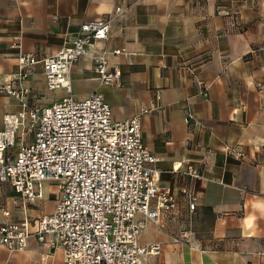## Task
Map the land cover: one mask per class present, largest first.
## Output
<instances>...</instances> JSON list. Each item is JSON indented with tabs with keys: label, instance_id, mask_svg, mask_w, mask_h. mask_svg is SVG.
<instances>
[{
	"label": "crops",
	"instance_id": "0c3cea01",
	"mask_svg": "<svg viewBox=\"0 0 264 264\" xmlns=\"http://www.w3.org/2000/svg\"><path fill=\"white\" fill-rule=\"evenodd\" d=\"M108 16V39L89 45L71 68V93L102 92L116 120L151 108L143 140L157 157L160 182L178 195L180 213L140 233L141 243H162L147 264H264V0H0V130L4 116L21 109L3 86L25 89L30 107L50 104L56 99L42 58L83 22ZM98 46L125 50L107 54L109 66L121 70L120 86L100 82L92 58ZM20 54L38 61L22 77ZM189 162L200 177L184 173ZM53 189L46 183L43 201L24 207L10 184L0 183V207L14 220L49 213ZM186 191L198 195L194 212ZM0 264H63V256L31 239L19 251L0 244Z\"/></svg>",
	"mask_w": 264,
	"mask_h": 264
},
{
	"label": "built area",
	"instance_id": "2783aa9c",
	"mask_svg": "<svg viewBox=\"0 0 264 264\" xmlns=\"http://www.w3.org/2000/svg\"><path fill=\"white\" fill-rule=\"evenodd\" d=\"M121 11L116 5L114 14ZM111 20L83 22L59 50L42 58L47 89H63L65 96L30 107L25 89L3 86L19 98L21 109L5 115L0 130V183L10 184L24 207L45 197L46 183L56 195L53 210L37 217L14 220L0 207V244L8 251L24 250L35 239L52 252L61 250L63 264H147L149 256L161 252L162 243H141L142 230L150 222L163 225L179 217L178 195L160 182L157 157L143 140L142 118L151 108L143 106L132 117L116 120L102 92L82 98L71 93L72 66L89 45L108 39ZM108 53L125 50L93 49L95 72L102 84L120 86L121 70L109 66ZM18 60L20 77L38 62L29 54ZM199 84L207 95L205 84ZM185 117L194 115L185 110ZM225 149L244 156L233 146ZM184 173L201 176L193 162ZM185 193L188 210L194 212L198 195Z\"/></svg>",
	"mask_w": 264,
	"mask_h": 264
},
{
	"label": "rangeland",
	"instance_id": "374dc122",
	"mask_svg": "<svg viewBox=\"0 0 264 264\" xmlns=\"http://www.w3.org/2000/svg\"><path fill=\"white\" fill-rule=\"evenodd\" d=\"M47 90H48V93L50 95H52V97H54V99H58V98H60V97L63 96V95L62 96L61 95L58 96L61 89H56V90H49V89H47ZM42 201H43L42 199L39 200V203L42 202ZM48 204H50V202H46L45 205H44V207L42 209L44 210L45 207L48 206Z\"/></svg>",
	"mask_w": 264,
	"mask_h": 264
}]
</instances>
